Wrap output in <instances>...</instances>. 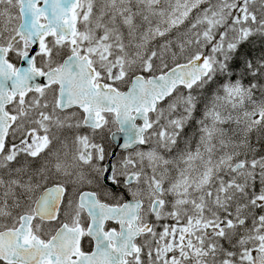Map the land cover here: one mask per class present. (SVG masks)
<instances>
[{"label":"snow or ice","instance_id":"6c2138e0","mask_svg":"<svg viewBox=\"0 0 264 264\" xmlns=\"http://www.w3.org/2000/svg\"><path fill=\"white\" fill-rule=\"evenodd\" d=\"M0 264H264V0H0Z\"/></svg>","mask_w":264,"mask_h":264}]
</instances>
